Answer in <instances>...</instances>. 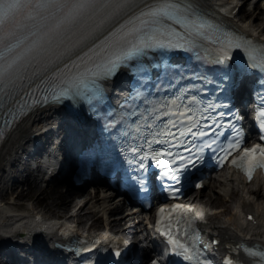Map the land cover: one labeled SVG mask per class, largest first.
Here are the masks:
<instances>
[{
  "label": "snow or ice",
  "instance_id": "6c2138e0",
  "mask_svg": "<svg viewBox=\"0 0 264 264\" xmlns=\"http://www.w3.org/2000/svg\"><path fill=\"white\" fill-rule=\"evenodd\" d=\"M128 5L129 0H0V103L3 102L5 95L11 94L17 81L22 79V72L29 69L34 71L46 61L50 62L51 56L58 53L66 54V43L77 33L79 42L91 40L105 24L125 12ZM179 12L180 9L176 6L166 4L164 7L141 11L127 24L117 23L92 41L88 51L80 57V63L73 66L76 71L71 79L78 81V86L92 92V96L87 99H95L101 94V89L96 87V81L113 75L125 61L140 54L145 48L180 47V44L171 42L161 43L160 38L164 33L157 28L162 18H171L173 13ZM176 23L181 21L176 20ZM195 27L197 32H200L204 25ZM234 46L241 47L239 43ZM249 56L253 60L257 59L252 52ZM226 59V56L221 57L220 63H224ZM68 71L71 73L73 70ZM227 78L225 72V79ZM89 84L93 88H89ZM69 91L64 89L60 95L66 96ZM79 95V91L73 93V96ZM180 115L190 119L184 112ZM172 126L176 127V123L173 122ZM187 131L191 132V128ZM167 134L174 135L172 132ZM186 134L185 131L179 132L180 136ZM199 135L202 136L204 133L200 132ZM232 147L238 148L239 144ZM243 152L244 155L239 162L237 160L232 162L243 168L251 180L256 168H264V149L257 146L244 149ZM188 163L194 164V161L189 158ZM174 208L183 210L176 214L175 229L170 230L171 221L161 226L160 220L157 221V229L168 238V243L175 254L185 260H192L196 243L193 240L189 246L181 237H190V234L195 232V220L188 217L187 213L190 211L188 206L175 205ZM164 211L161 209V212ZM251 219L250 216L249 220Z\"/></svg>",
  "mask_w": 264,
  "mask_h": 264
},
{
  "label": "bare ground",
  "instance_id": "6f19581e",
  "mask_svg": "<svg viewBox=\"0 0 264 264\" xmlns=\"http://www.w3.org/2000/svg\"><path fill=\"white\" fill-rule=\"evenodd\" d=\"M197 1L210 9L223 3L233 4L234 7L238 6V11L249 3L246 13H242L240 17L236 13L228 19L232 25L248 35L264 37L263 1L244 0L245 3L241 6L238 0ZM258 2L260 6L256 5ZM54 109L43 108L22 121L0 150V244L33 236L40 242L59 235L89 231V227L83 225L88 218L99 221L101 228L110 231L114 237L130 241L138 238L139 244L145 242L149 234L142 241L139 239L141 232H146V223L142 225L143 217L139 219L141 225L137 226L133 221V218H138L134 216V211L131 214L121 212L124 205H117L115 200L105 195L97 196L90 190L81 192L69 187L63 191L56 187L38 189L33 186L25 193L19 188V184L18 187L15 186L17 181H14L15 176L13 172L10 174V169L24 153L25 145L37 133L47 128L48 123L45 122L56 116ZM47 165L50 167L53 164L48 162ZM37 178L38 176L33 175L27 182L32 184ZM8 195L14 200L27 201L18 205L8 200ZM189 198H192L190 203L203 204L204 207L197 206V209L203 216L208 232L226 240L241 239L264 245V181L259 177L246 184L234 172L219 174L211 179L206 193L202 196L197 193ZM115 213L119 215L112 216ZM249 214L254 217L251 222L246 221ZM66 220H71L72 226H68ZM34 251L42 253L48 250L36 247Z\"/></svg>",
  "mask_w": 264,
  "mask_h": 264
},
{
  "label": "rangeland",
  "instance_id": "374dc122",
  "mask_svg": "<svg viewBox=\"0 0 264 264\" xmlns=\"http://www.w3.org/2000/svg\"><path fill=\"white\" fill-rule=\"evenodd\" d=\"M243 0H240L239 2L241 3ZM248 8H249V5H248V3L242 8V13L244 14V13H246L247 11H248ZM240 16V15H239ZM18 172H16V173H14V174H17ZM18 176H20L19 174H18ZM15 186H17L18 187V184H16ZM29 187V184L28 183H22V184H20V189H22L25 193L27 192V191H29L30 190V188H28ZM86 190V189H85ZM85 190L83 189V190H80L81 192H85ZM206 189H204L203 191H201L200 193H201V196H202V194L205 192L206 193V191H205ZM7 198H8V200H10V201H14V202H17L19 205L21 204V203H23V202H26L27 201V199H24V200H13V197L12 196H7ZM189 198V197H188ZM216 207H220L219 205H215ZM119 215V213H115V214H113L112 216H118ZM91 219V218H90ZM89 218L87 219V220H85V222H84V226H88V227H92V228H95V229H99V228H101V224L99 223V221H93V220H90ZM66 221H71V220H66ZM137 222H135V224H136Z\"/></svg>",
  "mask_w": 264,
  "mask_h": 264
}]
</instances>
